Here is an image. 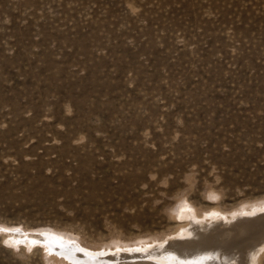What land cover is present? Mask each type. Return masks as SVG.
<instances>
[{
  "label": "rangeland",
  "instance_id": "rangeland-1",
  "mask_svg": "<svg viewBox=\"0 0 264 264\" xmlns=\"http://www.w3.org/2000/svg\"><path fill=\"white\" fill-rule=\"evenodd\" d=\"M261 210L264 0H0V264Z\"/></svg>",
  "mask_w": 264,
  "mask_h": 264
},
{
  "label": "bare ground",
  "instance_id": "bare-ground-1",
  "mask_svg": "<svg viewBox=\"0 0 264 264\" xmlns=\"http://www.w3.org/2000/svg\"><path fill=\"white\" fill-rule=\"evenodd\" d=\"M263 231L261 210L216 219L207 225L196 224L191 232L186 230V235L157 246L117 249L99 255L81 250L69 252L67 245L60 253L73 264H255L264 242V233H260Z\"/></svg>",
  "mask_w": 264,
  "mask_h": 264
},
{
  "label": "water",
  "instance_id": "water-1",
  "mask_svg": "<svg viewBox=\"0 0 264 264\" xmlns=\"http://www.w3.org/2000/svg\"><path fill=\"white\" fill-rule=\"evenodd\" d=\"M14 235H17V233H14ZM23 241H24V240H23ZM50 248H51V247H50ZM50 248H49V249H50ZM49 251H50L52 254H57V255H58V253H57V252H54V251H53V250H51V249H50Z\"/></svg>",
  "mask_w": 264,
  "mask_h": 264
}]
</instances>
